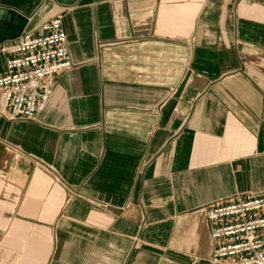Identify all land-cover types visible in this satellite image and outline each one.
Listing matches in <instances>:
<instances>
[{
    "label": "crops",
    "instance_id": "obj_1",
    "mask_svg": "<svg viewBox=\"0 0 264 264\" xmlns=\"http://www.w3.org/2000/svg\"><path fill=\"white\" fill-rule=\"evenodd\" d=\"M58 16L74 67L0 118V264H216L204 209L264 192V5L0 0V46Z\"/></svg>",
    "mask_w": 264,
    "mask_h": 264
},
{
    "label": "built area",
    "instance_id": "obj_2",
    "mask_svg": "<svg viewBox=\"0 0 264 264\" xmlns=\"http://www.w3.org/2000/svg\"><path fill=\"white\" fill-rule=\"evenodd\" d=\"M253 1L264 5V0ZM0 53L6 56V70L0 75V118L11 121L35 119L51 99L56 76L74 67L61 16L1 45ZM204 211L213 263L264 264V192L238 194Z\"/></svg>",
    "mask_w": 264,
    "mask_h": 264
}]
</instances>
